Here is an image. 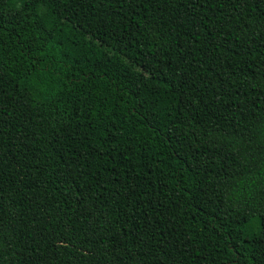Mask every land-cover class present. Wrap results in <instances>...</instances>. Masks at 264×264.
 I'll use <instances>...</instances> for the list:
<instances>
[{
	"label": "trees",
	"instance_id": "16d2710c",
	"mask_svg": "<svg viewBox=\"0 0 264 264\" xmlns=\"http://www.w3.org/2000/svg\"><path fill=\"white\" fill-rule=\"evenodd\" d=\"M0 264H264V0H0Z\"/></svg>",
	"mask_w": 264,
	"mask_h": 264
}]
</instances>
